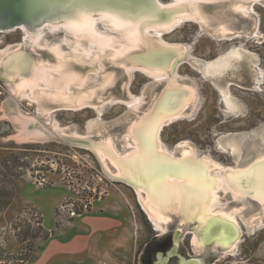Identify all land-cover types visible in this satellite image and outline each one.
<instances>
[{"label":"rangeland","instance_id":"374dc122","mask_svg":"<svg viewBox=\"0 0 264 264\" xmlns=\"http://www.w3.org/2000/svg\"><path fill=\"white\" fill-rule=\"evenodd\" d=\"M172 1L160 0L162 4ZM219 1L224 5L202 11L208 19L221 20L216 19L203 28L197 20L184 19L179 26L160 34L159 40L164 44L182 46L185 50L172 74L180 84L193 87L199 105L191 114L192 108L187 105L185 114L165 123L159 131V140L177 155L183 150L180 143L188 142L194 147L195 156L212 159L221 167L219 169H243L264 154V1L251 4L252 7L246 9L250 14L245 9L234 11L235 3L228 0ZM227 9L232 10L233 15H228ZM238 15L244 20L231 27L232 20L238 21ZM224 21L229 32L242 33L231 37L215 35L216 27L226 24ZM253 22L257 25L251 31ZM94 29L102 34L111 33L100 21ZM147 32L152 37L153 34ZM42 34V43L35 45L34 50L30 46L32 40L22 29L0 31V53L15 50L22 44V47L28 46L37 61L54 63L55 54L50 46L59 45L61 53L66 55L65 60L82 75L78 85L71 86V92L77 95L96 90V94H91L95 103L78 108H53L41 118L45 112L40 109L46 107L41 108L38 100L27 93L17 96L13 91V85L19 82L17 78L11 85L0 77V156L13 153L7 166L1 169H19L15 176L6 173L5 178L0 177V181L11 183L14 192L8 207L0 210L1 264H19L20 258L37 257L39 248L49 238L43 239V229L48 230L47 226L53 224L51 229L57 231L56 222L60 227L77 217L75 209L85 212V227L89 230H98L101 222L116 224L115 242H112L115 252L99 255L95 264H141L140 256L146 243L157 235L161 238L170 234L176 224L182 222L177 220L179 215L170 212L168 225L163 230L155 228L154 219L143 207L136 188L108 176L90 148L52 139L20 140L17 137L21 133L41 132L36 128L25 129L26 122L16 127L15 117L7 116L2 105L11 98L19 115L55 136H87L96 142L109 139L120 154L132 147L126 141V134L165 88L167 76L154 78L140 68L133 69L127 76V65L112 61L95 45L88 47L84 42L85 48H90L85 50L86 54L80 46L75 49L74 38L61 27L53 30L45 27ZM78 53L83 55L78 56ZM204 63L209 64L207 71ZM111 74L114 82L105 84L103 78ZM36 85L35 90L49 91L44 84ZM60 89L65 88L60 86ZM123 92L129 98L123 97ZM112 96L120 99L111 102L109 97ZM133 97L139 100L132 101ZM48 103L54 101L44 104ZM14 157L16 164L11 160ZM219 198V206L226 210L242 206L230 192L226 195L221 192ZM253 199L249 196L246 207L234 213L242 235L232 245V251L223 250L221 254L213 245L195 248L194 231L187 228L181 238L182 255L206 258L208 262L215 255L213 258L217 260L212 264L237 261L264 264V207ZM3 200L7 197L0 196V202ZM187 225L195 226L191 222Z\"/></svg>","mask_w":264,"mask_h":264},{"label":"bare ground","instance_id":"6f19581e","mask_svg":"<svg viewBox=\"0 0 264 264\" xmlns=\"http://www.w3.org/2000/svg\"><path fill=\"white\" fill-rule=\"evenodd\" d=\"M78 1L80 6L71 0L62 7L47 8L41 24L34 28L23 26L22 30L32 40L30 46L35 50V47L42 43L40 38L45 27L51 30L61 27L74 38L75 49H79L77 47L80 46L83 49L82 53L86 54L85 50L90 48H85L84 42L88 47L90 44L95 45L99 51L107 53L112 61L127 65V76L137 68L154 78L167 76L165 88L151 107L130 126L126 134V141L132 145L130 149L127 147L129 151L123 150L124 152L119 154L109 139L97 142L99 145L97 151L102 158L108 157L116 166V176L124 177L136 186L143 207L154 219L155 228L163 230V227L168 225L170 212H175L182 221L178 228L181 226L194 231L195 248H203L205 243H213L219 253L223 250L232 251V245L236 244L242 235L234 213H240L239 211L246 207L249 196L254 198L258 206L264 207V154L243 169L237 167L219 169L221 167L212 159L195 156V149L188 142L180 143L183 144V150L177 155L169 151L159 140V131L165 123L185 114L187 105L192 108L190 114L199 105L193 87L180 84L179 79L173 75L185 50L182 46L164 44L163 40L162 42L159 40L160 34L179 26L184 19L197 20L209 26L217 17L208 19V16L203 14L201 3H213L216 7L224 3L219 0H173L168 4H162L160 0H109L112 2L109 7L97 6L87 10L85 0ZM228 1L235 3L234 11L244 9L247 11L246 9L252 7L251 4L255 1L264 0ZM157 11L163 12L162 21L160 17L155 16ZM226 13L232 14V10L227 9ZM97 21L105 24L111 33L102 34L96 31L94 28ZM253 24L255 30L257 23ZM147 31L157 40L150 39L152 37L148 36ZM229 31L226 23L216 27L214 32L225 35ZM257 33L256 31L255 35ZM58 46H50L55 54L54 63L37 61L28 46L22 47V44L15 50L0 53V65L5 66L9 83L13 85L14 80H19L13 85L14 93L17 96L24 93L32 95L41 104V108L52 104H44L49 101L61 103V107L69 108L95 103L92 102L91 94H96V90L79 91L81 94L76 93L77 95L71 92V86L76 83L78 85L82 75L79 71L73 70L74 66L67 61L68 59L65 60L66 55L61 53ZM82 53H78V56ZM140 56H143L145 61L160 65L142 63L138 60ZM208 68L209 64L204 63V69L207 71ZM114 78L112 75L103 80L106 79L105 84H108L114 82ZM36 84L46 85L49 91L35 90ZM60 86H64L65 89L61 90ZM116 99L120 98L109 97L111 102ZM136 100H139V97L132 98V101ZM37 134L40 133L37 132L36 135L22 133L18 139H28ZM141 191L144 192L143 196L140 194ZM221 192L225 195L230 192L232 198L239 201L242 206L231 210L219 206ZM217 221L221 222L219 231L207 239L209 228L215 226ZM189 222L195 226L187 225ZM228 264L247 263L237 261Z\"/></svg>","mask_w":264,"mask_h":264},{"label":"water","instance_id":"95a60500","mask_svg":"<svg viewBox=\"0 0 264 264\" xmlns=\"http://www.w3.org/2000/svg\"><path fill=\"white\" fill-rule=\"evenodd\" d=\"M70 1L71 0H0V31L13 30L16 28L22 29L23 26L28 27V28H34L35 26H37L43 22L47 8L62 7L64 5H67L68 3H70ZM72 2H74L75 5L76 4L79 5V3H80L78 0H72ZM111 3L112 2H110L109 0H85V9L89 10V9L95 8L97 6L109 7L111 5ZM201 4H202V8L206 11H212V9H214L216 7L215 4H213V3H201ZM161 13H163V12L157 11L155 16L160 17V19L162 21L164 15H162ZM237 17H238L237 18L238 21L232 20L233 22L231 24V27L238 26L239 22L244 20L243 17H241L240 15H238ZM198 22L203 28H206V26H208V25H205L204 23H202L200 21H198ZM252 29H254V28H252ZM252 29H251V31H252ZM235 33L237 34V33H242V32L232 31V32H227L225 35L214 32L215 35L223 36V37H231V36L235 35ZM24 52L27 55V52L25 50H24ZM138 60L142 63H150L152 65H160V63H155L152 61H149V62L145 61L143 56L138 57ZM143 61H145V62H143ZM180 61H178V62H180ZM4 67H5L4 65H2V64L0 65V77L4 81L9 83V80L5 74L6 69ZM122 96L128 97L125 95V92L122 93ZM45 107H46L45 110L40 109V111L45 112L41 116V118L44 115H47L49 113L50 109L61 107V103H52V104H49L48 106H45ZM2 108L4 110V113L7 116L13 115L15 117L14 120H16V123H15L16 127L19 128L21 126H24L23 124H24V122H26L27 124L24 126L25 129L36 128V129L40 130V132H41L40 134H37V136L30 137L28 139H31V140L52 139V140H55V141L61 142V143L65 142L67 144H76V145L88 147L98 157L100 164L102 166V169L104 170V172L108 176H110L114 179H117V180L126 181V182L130 183L134 188H136V186L134 184H132L131 182H129L126 178L119 177V176L115 175L116 171H117L116 166L110 161V159L108 157H103V158L101 157V155L97 151L99 149V145L91 137H87V136L81 137V136H76L73 134H60L59 137L55 136L54 134L45 130L42 126L37 125L36 123L31 122L28 118L22 117L21 115H19L17 107L15 106V103H14L13 99H11V98H8L7 101L5 103H3ZM21 134H19V135H21ZM31 135H34V134L31 133ZM140 194L143 196L144 192L141 191ZM171 217H172V215H171ZM179 219H180V217L177 218V220H179ZM224 221L227 222V220H224ZM215 223H216L215 226H211L209 228V230L207 232V235L209 236V238H207V239H210L211 235H213L214 233L219 231V228L221 227L219 224H221V222L217 221ZM179 225L180 224L177 223L175 226L173 239H172L173 246L169 250L168 254L165 255V254L159 253L158 256H159L161 261L166 260L169 255L177 253L178 248H179L178 247L179 233H180V229L178 228ZM209 233H210V235H209ZM207 239H206V241H208ZM179 264H202V263L198 258H195V257L187 258V257L180 255Z\"/></svg>","mask_w":264,"mask_h":264},{"label":"crops","instance_id":"0c3cea01","mask_svg":"<svg viewBox=\"0 0 264 264\" xmlns=\"http://www.w3.org/2000/svg\"><path fill=\"white\" fill-rule=\"evenodd\" d=\"M100 226L98 230H89L85 227V212L78 214L68 223L60 224L39 248L37 257L25 264H95L99 255L115 252L112 242L116 224L101 222ZM52 227L53 224L48 225L47 229Z\"/></svg>","mask_w":264,"mask_h":264},{"label":"flooded vegetation","instance_id":"af4514ba","mask_svg":"<svg viewBox=\"0 0 264 264\" xmlns=\"http://www.w3.org/2000/svg\"><path fill=\"white\" fill-rule=\"evenodd\" d=\"M185 229H187V228H183L180 226L179 244H178L179 248H178V251L176 254L169 255L168 258L164 261H161L159 256H158L159 253H162L165 255L168 254L169 250L173 246L172 239H173V234H174V230H175V227H174L171 230L170 234H166L165 236H163L161 238H158V236H160V235H157L154 237L153 240L148 241L146 243V245L143 248V252L141 253V256H140L141 264H179L180 255H182V252L180 250L181 238L183 236ZM211 245H213V247H214L213 243H210V244L205 243L204 247H206V246L208 247ZM182 256L187 257V258H190V257L198 258L202 264H212L217 260L216 258H213V257H215V255L213 257H210L209 262L206 258L204 259V258H200L198 256H185V255H182Z\"/></svg>","mask_w":264,"mask_h":264},{"label":"trees","instance_id":"16d2710c","mask_svg":"<svg viewBox=\"0 0 264 264\" xmlns=\"http://www.w3.org/2000/svg\"><path fill=\"white\" fill-rule=\"evenodd\" d=\"M13 156V153H8L7 155L5 156H0V177H4L5 178V175H7L6 173H8L10 176H15L17 175V173H19V169H1V168H5L7 165L6 163L9 162V159ZM16 157L12 158L11 160H13V162L15 163L17 159H15ZM3 163V164H2ZM16 164V163H15ZM6 181H0V196L1 197H7V200H3L0 202V210L8 207V205L10 204L12 198H13V195H14V192H13V188L11 186V183L9 181V183H5ZM76 210V213L77 214H80L82 213L81 209H75ZM59 227V224L56 222L55 224V228H58ZM44 230V235H43V239H47L51 234H54L55 233V230L56 229H51V230H46V229H43ZM36 258V257H35ZM34 257L29 259V257H25V258H20V263L19 264H24L26 261H29V260H33L35 259ZM2 259H0V264L2 263L1 261Z\"/></svg>","mask_w":264,"mask_h":264}]
</instances>
